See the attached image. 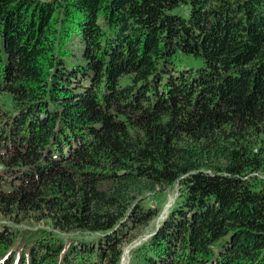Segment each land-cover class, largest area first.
Here are the masks:
<instances>
[{"label": "trees", "instance_id": "trees-1", "mask_svg": "<svg viewBox=\"0 0 264 264\" xmlns=\"http://www.w3.org/2000/svg\"><path fill=\"white\" fill-rule=\"evenodd\" d=\"M175 183L129 264H264V0H0V264H119Z\"/></svg>", "mask_w": 264, "mask_h": 264}, {"label": "rangeland", "instance_id": "rangeland-1", "mask_svg": "<svg viewBox=\"0 0 264 264\" xmlns=\"http://www.w3.org/2000/svg\"><path fill=\"white\" fill-rule=\"evenodd\" d=\"M181 188L178 183L170 186L164 191H157L154 194H146L145 201L150 207H156L157 215L145 226L138 228L133 233L128 240L124 241L122 244V255L120 258L119 264H129L133 249L138 246L142 241L149 237L154 228L161 222L165 217L167 212L180 200ZM11 219L0 216V221H6L13 230L19 231L18 237L14 242V246H19L21 243L28 237L25 231L35 230L39 227H47V224L43 221H34V220H24L21 222H13ZM64 238L70 236L68 234H60ZM79 237L89 238V234L85 233L83 235H77ZM23 244V243H22ZM13 246V247H14Z\"/></svg>", "mask_w": 264, "mask_h": 264}]
</instances>
